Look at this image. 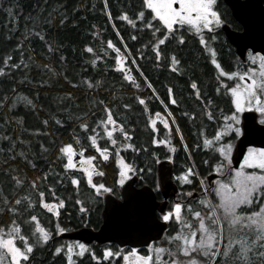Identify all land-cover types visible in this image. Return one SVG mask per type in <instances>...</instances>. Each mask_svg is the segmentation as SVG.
<instances>
[{
  "label": "snow or ice",
  "instance_id": "1",
  "mask_svg": "<svg viewBox=\"0 0 264 264\" xmlns=\"http://www.w3.org/2000/svg\"><path fill=\"white\" fill-rule=\"evenodd\" d=\"M102 2L118 43H114L112 39L102 41L103 56L98 55L93 47L85 45L84 51L94 57L90 60L91 64L95 67L97 61L109 57V53L114 54L111 56L114 60L113 71L120 73L122 80L128 82L137 93L141 91V85L134 73L139 74L151 96L145 98L137 94L135 100L143 106L146 127L151 129L152 145L164 146L168 154L164 155L163 160L173 163L172 153L176 152V146L171 143L174 128L190 163L178 175L170 176L168 169L163 167L161 158L153 152L152 162L161 165L160 175L153 181L151 165L146 168L137 167L134 162H129L121 156L122 150L147 153V147L136 146L132 142L131 131L126 130L123 123L114 117L112 108L100 100L96 103L102 107L104 115L96 120L91 128L87 122L79 123V128L87 134V140L99 154V158L108 161L109 147H101L98 144V139L102 138L98 130H102L103 138L115 148L118 179L113 186L95 182V175H104L103 172H97L96 166L92 164L97 157L85 156V146H80V159L76 161L77 151L72 143H67L59 148L64 171L54 173L58 177L55 184L62 185L64 177H68L73 189L79 194V186L86 182L93 193V200L88 203H98L99 198L112 197L113 199L107 201L102 231H111L131 240L133 234L143 235L149 223L158 227L157 221L165 225L174 222L178 228L170 235L167 234V229H164V239L170 247L158 244V236L145 242L144 254L136 247L125 250L120 245L105 246L98 255L90 245L74 241L55 246L51 252L52 256H61L63 264H83L85 257L94 264H264V147L253 146L257 142L264 144V15L259 20L257 33L255 21L249 11L250 5H236L239 13L236 18L242 25V35L236 37L233 43L236 44L240 55L237 58V67L234 70H226L215 47L220 35L219 30L226 24L218 0H141L139 9L133 15H129L127 11L120 12L115 19L126 22L134 30L131 40H137L136 31L149 34V40L136 49V56H133L113 22L108 0ZM186 34L189 39L198 43V51L211 65L216 95L222 99L230 97V107L225 112L213 104L211 97L202 93L196 79L189 80V97L197 102L200 117H206L208 121L219 125L214 135H205L203 128L197 133L203 149L213 153L210 159L202 162L210 170V175L206 177H201L192 161V151L200 149L201 143L190 150L173 112L169 109L170 105L179 107L180 104L174 88L165 85V103L138 63V59L146 58V50L150 49L157 67H166L177 76L184 75V66L178 57L177 48L186 45ZM92 35L96 36V33L93 32ZM104 44L106 47H103ZM49 51H52L51 47ZM162 56L165 60L163 65L160 63ZM11 59V56L5 57L4 64L11 69L17 68L16 63L9 64ZM60 59L63 60L64 57L61 56ZM4 74V68H0V75ZM230 81L234 83L229 84ZM85 83L89 89L94 87V84L87 80ZM99 83L96 81L95 86H99ZM152 98L163 106L162 112L149 110L146 99ZM4 100H7V97ZM4 100H0V106H4ZM225 102L229 103L227 100ZM26 103L32 105L31 100H26ZM122 107L130 109L131 105L123 104ZM181 114L190 121L199 118L196 111H185ZM80 119L77 117V120ZM43 123L47 125L48 121ZM55 123L62 124V121L57 119ZM161 130L165 132L163 138H159ZM117 132L120 134L119 138L114 135ZM241 137L249 146L243 153V159L239 161V167H233L234 142ZM73 139L77 145L80 144L79 137L74 136ZM43 147L41 145L42 149ZM27 163L35 168L31 160ZM76 172H82L83 177H78L74 174ZM145 172L148 174L147 178ZM137 175L139 180L148 184V187L139 192L135 191L133 184L126 183L132 176ZM212 176L216 178L212 179ZM169 179L178 181L180 191L174 190L177 198L166 201L159 206L157 212V206L152 203V192L161 193L162 189L168 186ZM194 180L198 181V187L185 190L184 186L192 185ZM11 181V195L0 190V202L4 205L0 207V212L10 213L14 217L7 226L0 225V264H32L35 248L47 245L53 235L59 236L68 231L66 227L61 226L59 219L62 210L66 209V200L57 195L53 184H47L48 173L27 182L25 178L15 175L11 177ZM26 183L31 192L25 189ZM44 184H47L46 189ZM21 189H24V194L17 196V190ZM195 192H199V198L194 195ZM33 193L36 198H33ZM192 201H196L207 211L194 210ZM22 202L26 204L25 211L31 210L24 223L35 222L31 236L22 232V226L15 218L23 214L21 208L17 207ZM75 205L79 206L78 213L81 214L83 226L94 228L96 221L91 219L93 209L79 198L75 199ZM40 209L49 214L50 227H44L39 222L35 213ZM189 215L196 221L195 226L188 219ZM105 239L111 244V236H106ZM17 240L22 246L17 245ZM198 257H203V260Z\"/></svg>",
  "mask_w": 264,
  "mask_h": 264
},
{
  "label": "trees",
  "instance_id": "2",
  "mask_svg": "<svg viewBox=\"0 0 264 264\" xmlns=\"http://www.w3.org/2000/svg\"><path fill=\"white\" fill-rule=\"evenodd\" d=\"M140 4L141 0H108V9L113 22L127 42L133 56L137 55L136 49L149 40V34L136 31L137 40H131L130 37L134 30L126 22L115 18L122 11L133 15L139 9ZM220 5L225 8L221 2ZM103 9L102 0H0V68L5 70V74L0 75V100L7 97V100H4V106H0V190L5 194H12V176L19 175L27 182V180L38 176L43 177L45 173H48L47 184H53L57 195L66 200V209L62 210L59 219L61 226L68 229L67 232L84 227L80 220L81 214L78 213L79 206L75 205L77 198L85 201L86 206L93 209L91 219L96 221V224L94 228L91 226L88 228L97 230L101 224L103 197L99 198L98 203H88L93 200V193L86 182L81 183L79 194H77L68 177H64L62 185L55 184L58 177L54 173L64 171L59 148L67 143H72L76 150H79L80 146H85V156L97 157L92 162L97 172L104 173L103 176L95 175L94 181L113 186L115 180L118 179L115 148L107 142L106 138H103L102 130H98L102 137L98 139V144L101 147H109L108 161L99 158V154L87 140V134L79 128L81 122H87L91 128L95 121L104 115L102 107L96 102L103 100L112 108L113 115L118 122L123 123L125 129L131 131L132 142L136 146L147 147V153L122 150L121 156L129 162H134L137 167L146 168L151 165L153 181L157 178L158 164L152 162V153L155 152L162 162H164V155L168 154L164 146L152 145L151 129L146 127L143 106L135 100L137 94L145 98L151 96V92L144 87L143 79L139 74L134 73L141 85V91L137 93V90L132 88L128 82L122 80L120 73L113 71L114 60L111 56L114 54L109 53V57L97 61L96 66L93 67L90 60L94 57L84 51L85 45H89L98 55L103 56L102 41L112 39L114 43H118L116 33ZM93 32L96 36L92 35ZM186 40V45L177 48L178 57L185 71L182 76H177L166 67H157L154 54L150 49L146 50V58L138 59V63L165 103H167L165 85L174 88L180 104L179 107L170 105L169 109L173 112L184 141L191 150L196 144L201 143L197 135L199 129L203 128L205 135L210 136L219 125L208 121L206 117H200L197 102L189 97V80L196 79L202 93L206 97H211L213 104L224 109L225 112L230 107V98L222 99L216 95L211 65L198 51V43L194 39H189L187 34ZM221 42L217 49L219 59L220 49L227 47L225 41ZM49 47L52 51H49ZM103 47H106V44ZM7 56L12 57L9 64L16 63L17 68L11 69L4 64ZM61 56L64 57L63 60L60 59ZM160 63L161 65L165 63L163 56ZM222 66L226 69L223 64ZM86 80L94 84L92 89L88 88ZM96 81L100 82L99 86H95ZM26 100H31L34 107L28 105ZM226 100L229 103H226ZM146 103L151 112L163 111V106L154 98L146 99ZM123 104H130L131 108L124 109ZM9 105L12 106L9 107ZM185 111H196L199 118L190 121L181 114ZM77 117L81 119L77 120ZM57 119L61 120L62 124H56ZM45 120L48 121L47 125L43 123ZM160 127L162 129V126ZM114 135L119 138L120 134L117 132ZM164 135L165 132L161 130L159 138H163ZM74 136L79 137V145L73 139ZM171 143L176 146V152L172 153L173 163H169V166L172 176H175L190 162L180 144L179 136L175 135L174 128ZM41 145L44 146L43 149ZM212 154L203 149L202 143L200 149L192 151V161L197 166L201 177H206L210 173L202 162L210 159ZM28 160L32 161L35 168L27 163ZM74 174L83 177L82 172ZM145 176L148 177L147 172ZM136 177L138 188L148 186L146 181L139 180L138 175ZM172 182L176 191L179 192L178 181L172 179ZM47 184L43 185L45 189ZM197 187L198 181L194 180L192 185H185L184 189ZM25 189L31 192L27 183ZM23 194L24 189L16 192L17 196ZM155 195L160 201L161 194L155 192ZM194 195L199 198L200 194L195 192ZM33 198H36L34 193ZM185 199L191 200V198ZM171 200H173L172 197L168 199V201ZM192 206L194 210L207 211L196 201H192ZM0 207H4L2 202H0ZM17 207L21 208L23 214L15 218L21 224L22 232L31 236L35 222L24 223L31 210L25 211L26 204L23 202ZM35 214L42 226L50 227L49 214L42 209ZM13 218L10 213L0 212V225L7 226ZM192 222L195 226L196 221L192 220ZM176 228L177 225L174 222L168 224L167 234H173ZM164 235L165 232L157 243L163 247H170ZM65 242L66 240L53 235L47 245L34 249L35 258L32 264H63L62 257H54L51 252L55 246ZM17 245L22 246L19 240H17ZM90 246L96 250L98 255L100 254L101 248L95 245ZM108 246L114 247V245ZM145 252V250L142 251V253ZM83 264H94V262L85 257Z\"/></svg>",
  "mask_w": 264,
  "mask_h": 264
},
{
  "label": "water",
  "instance_id": "3",
  "mask_svg": "<svg viewBox=\"0 0 264 264\" xmlns=\"http://www.w3.org/2000/svg\"><path fill=\"white\" fill-rule=\"evenodd\" d=\"M224 4L228 7V9L230 10L231 16L233 17V19L242 27V25L240 24V21L236 18L238 13V9H236V5H238L239 3H247L250 5V13L252 18L255 21V26L257 29V33H258V27H259V20L261 18L262 15H264V0H223ZM224 34H225V38L227 40V42L233 46L236 49V52L240 55L236 44L233 43V40L242 35V32H234L232 30H224ZM257 51H259V43L257 42ZM245 115H248L245 113ZM242 141H244V138L241 137V139L238 141L237 145H236V149H235V155L232 158L233 160V167H237L239 164V161H241L243 159V153L246 152L247 147L249 146L247 141H244L242 143ZM255 147H264V144H261L259 142H257L255 145H253ZM163 167L168 169V172L170 174V176H172L171 174V170H170V166L169 163L164 161L162 162ZM160 168L161 165H157V177H159L160 175ZM215 176H212L211 178L213 179ZM126 183H130L133 184V187L135 189V191H143L144 187H148V186H142L140 188L136 187L135 184L137 183V177L133 176L129 181H127ZM166 192H169L170 190L171 195L170 196H174V190L176 191V188L173 185L172 179H169L168 181V186L165 188ZM122 191V189H121ZM164 195V194H163ZM152 203L155 204L157 206L156 211L158 212L159 210V206L163 205L166 201L168 196H163V202L160 203L157 199H156V195L155 192H152ZM109 199H113L112 197L106 196L103 197V207H102V211H101V224L99 226V228L97 230H93L91 228H86L83 227L81 229L72 231V232H65L62 233L61 235H59V237L63 240H71V241H80V242H84L88 245L90 244H95L96 246H101L103 244H108L109 241L107 239H105L106 236H111V244H114L116 246H120L122 245L123 247H144L145 242L149 241L150 239L156 238L159 236V239L161 238L164 229L167 228V224H163L159 221H157V225H159L158 227L149 223L144 231V234H133V236L131 237V240H129L128 237L125 236H121L117 233L111 232V231H102V229H104V216H105V210L108 207L107 201Z\"/></svg>",
  "mask_w": 264,
  "mask_h": 264
},
{
  "label": "flooded vegetation",
  "instance_id": "4",
  "mask_svg": "<svg viewBox=\"0 0 264 264\" xmlns=\"http://www.w3.org/2000/svg\"><path fill=\"white\" fill-rule=\"evenodd\" d=\"M218 2H219V4H220V2L222 3V5L225 7V8H223L221 5V11H222V13H223V17H224V19L226 20V24L222 27V29H220L219 30V32H220V35H219V39L215 42V46L217 45V47H216V49H219V43H220V41H225L226 43H227V47H222V49H220V59H221V63L226 67V70H234L236 67H237V63H238V61H237V58L239 57V54L236 52V49L233 47V46H231L228 42H227V40H226V38H225V34H224V31H223V29L224 30H227V29H229V30H232V31H234V32H240V29H241V26L233 19V17L231 16V13H230V10L228 9V7L224 4V2H223V0H218ZM228 11V12H227ZM228 13V14H227ZM229 15V16H228ZM221 42V43H222ZM225 43V44H226ZM227 52V53H226ZM245 60H246V57H245ZM227 66H226V65ZM232 83H234V81H230L229 82V84H232ZM230 98V97H229ZM246 114H248V113H246ZM215 132V131H214ZM214 132H213V134L212 135H214ZM238 141L239 140H237V141H235L234 143H235V149H236V145H237V143H238ZM248 148V147H247ZM247 151V150H246ZM209 175H210V173H209ZM208 175V176H209ZM137 185V183L135 184V186ZM137 187V186H136ZM177 192V191H176ZM161 199H160V203H162L163 202V196L165 195V196H168V192H165V191H162L161 193ZM164 194V195H163ZM172 197H176L175 195L174 196H172ZM174 199V198H173ZM167 201H168V199H167ZM167 227H168V224H167ZM167 229V228H166ZM164 233V232H163ZM90 245H95V244H90ZM104 245H114V244H103V245H101V246H96V247H102V246H104ZM114 246H116V245H114ZM125 249H130V247H124ZM141 253H142V251H146V248L145 247H139V248H137Z\"/></svg>",
  "mask_w": 264,
  "mask_h": 264
},
{
  "label": "rangeland",
  "instance_id": "5",
  "mask_svg": "<svg viewBox=\"0 0 264 264\" xmlns=\"http://www.w3.org/2000/svg\"><path fill=\"white\" fill-rule=\"evenodd\" d=\"M247 150V149H246ZM77 151V156L75 157V160L76 161H79V159H80V157H79V150H76ZM234 155H235V146H234V149H233V153H232V158L234 157ZM92 164H93V162H92ZM237 167H239V164H238V166ZM246 171H252V169H246ZM133 177V176H132ZM131 177V178H132ZM216 177H214L213 179H215ZM162 191H165L166 192V189L164 188V189H162ZM171 190L168 192V198L167 199H169L170 197H172V196H170L171 195ZM172 198H174V199H176L175 197H172ZM191 222H192V218L191 217H189L188 218ZM193 223V222H192ZM177 228H178V226H177ZM177 228H176V230H177ZM70 242H74V241H71V240H66V242L64 243V244H66V243H70ZM105 246H107V245H104V246H102V247H100L101 248V250H102V248L103 247H105ZM125 250H128V249H125ZM141 254H144V253H141ZM194 255V254H193ZM183 259V258H182ZM198 259H200V260H203V257H198Z\"/></svg>",
  "mask_w": 264,
  "mask_h": 264
}]
</instances>
